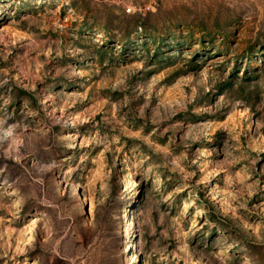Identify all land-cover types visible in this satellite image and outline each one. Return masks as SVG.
Returning a JSON list of instances; mask_svg holds the SVG:
<instances>
[{
  "label": "rangeland",
  "instance_id": "374dc122",
  "mask_svg": "<svg viewBox=\"0 0 264 264\" xmlns=\"http://www.w3.org/2000/svg\"><path fill=\"white\" fill-rule=\"evenodd\" d=\"M0 264H264V0H0Z\"/></svg>",
  "mask_w": 264,
  "mask_h": 264
}]
</instances>
